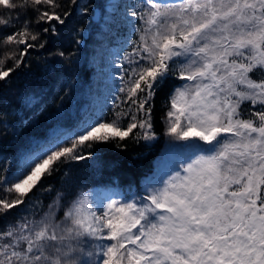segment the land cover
Masks as SVG:
<instances>
[{"label":"snow or ice","instance_id":"1","mask_svg":"<svg viewBox=\"0 0 264 264\" xmlns=\"http://www.w3.org/2000/svg\"><path fill=\"white\" fill-rule=\"evenodd\" d=\"M64 8L0 0V82L61 35L74 14ZM128 15L139 40L124 56L114 118L36 141L0 179V217L35 206V192L52 190L43 181L91 158L86 149L156 140L153 101L170 89L164 169L131 199L57 192L38 219L0 230V264H264V0H146Z\"/></svg>","mask_w":264,"mask_h":264},{"label":"trees","instance_id":"2","mask_svg":"<svg viewBox=\"0 0 264 264\" xmlns=\"http://www.w3.org/2000/svg\"><path fill=\"white\" fill-rule=\"evenodd\" d=\"M62 3L65 11L74 14L61 35L45 49L30 50L26 64L7 83L0 82V179L5 181L18 171L36 141L44 143L54 134H70L85 119L112 120L118 110L114 105L123 97L118 89L123 69L128 67L124 56L132 51V42L139 40L134 27L141 23L126 17V6L139 12L146 6V0H77L76 5L62 0ZM17 11L25 14L23 10ZM27 15L31 18V13ZM8 50L0 47V53ZM58 51L65 52V56L57 55ZM11 66V61L5 64ZM180 83L176 81L177 86ZM169 92L170 89L153 101L156 140L139 143L126 140V148L110 143L86 149L85 154L93 152L91 158L73 161L70 166L61 167L65 174L46 178L44 187L50 186L52 190L35 192L32 196L35 206L21 205L0 217V230L18 216L43 215L57 192L75 194L98 189L123 199L144 194V183L169 142L164 119ZM29 97L35 98L31 105L26 104ZM244 108L249 109L250 105Z\"/></svg>","mask_w":264,"mask_h":264},{"label":"rangeland","instance_id":"3","mask_svg":"<svg viewBox=\"0 0 264 264\" xmlns=\"http://www.w3.org/2000/svg\"><path fill=\"white\" fill-rule=\"evenodd\" d=\"M128 2H129V0H128ZM126 8H127L126 9V17H128L129 20L132 21L134 19V17H131L130 15H128V13H130L131 11H130V9L127 6H126ZM110 75H112V73H110ZM168 148H169V142L167 144V147L163 150L161 155L158 157L153 173L146 179V181L144 183L145 186L149 183L150 180H153L155 178V176L164 169V167H165V153L168 150ZM9 178H7V180ZM85 192H90L91 193L92 198H93L94 202L97 205H102L104 202L107 201L108 198L126 200V199L119 198V197L113 195L111 192H108V191L107 192L106 191L102 192V191H100L98 189H92V190L90 189V190H87ZM131 198L132 197L127 198V199H131ZM61 215H62V213H60V212L57 213L58 217H60ZM39 217L40 216H36L37 219Z\"/></svg>","mask_w":264,"mask_h":264}]
</instances>
